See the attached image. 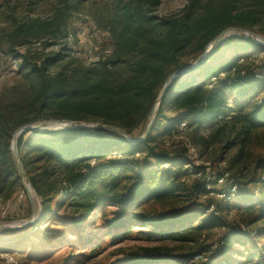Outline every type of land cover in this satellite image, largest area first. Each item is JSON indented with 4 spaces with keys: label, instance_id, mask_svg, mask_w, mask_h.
<instances>
[{
    "label": "trees",
    "instance_id": "obj_1",
    "mask_svg": "<svg viewBox=\"0 0 264 264\" xmlns=\"http://www.w3.org/2000/svg\"><path fill=\"white\" fill-rule=\"evenodd\" d=\"M114 1L112 53L105 61L85 65L65 49L39 61L28 51L19 66V82L0 93V199L10 200L22 187L12 151L16 131L61 120L117 126L133 139H140L171 75L189 67L191 61L196 62L224 31L238 28L253 32L264 20V0H188L181 12L166 17L154 15L161 0ZM37 30V21H33L14 34L40 40ZM234 41L242 50L255 49L264 56V47L241 37L217 45L197 69L170 85L150 134L138 145L117 132L97 130L27 132L18 138V150L44 218L56 216L66 233L78 234L90 259L103 250L108 239L113 245L126 242L136 227L148 229L142 233L147 242L189 244L201 240L204 232L214 228L218 209L215 206L209 213L211 205L199 215L183 211L182 205L189 198H212L236 186L235 198L252 188V196L241 197L244 202L238 209L254 218L218 240L215 252L224 258L223 264H241L227 256L241 241L244 230L264 223L262 177L244 188L237 183L218 185L213 179L207 183L202 169L189 174L184 169L191 165L190 161L162 149L184 122L188 128L194 124L202 130L216 128L229 119L230 130L236 133L233 144L241 146L232 165L239 174L247 168L244 149L256 133L264 132V73L254 66L258 59L251 55L227 56L238 46ZM166 113L180 115L181 119L170 122L164 119ZM167 121L170 123L162 129ZM224 126L218 127L212 138L226 131ZM262 166L256 163L255 176ZM187 176L193 178L190 188ZM260 195L262 200L253 201ZM109 208L115 211L108 213ZM226 209H230L229 205ZM91 228L104 238L91 243L95 239L89 233ZM66 233L60 240L51 237L54 248L65 241ZM250 234L257 236L258 242L264 241V224ZM206 247L200 244V252L184 257L182 262L199 260ZM249 252L243 264H264V248L260 251L254 245ZM172 253L159 245L144 254L129 255L120 264H172L176 260Z\"/></svg>",
    "mask_w": 264,
    "mask_h": 264
},
{
    "label": "rangeland",
    "instance_id": "obj_2",
    "mask_svg": "<svg viewBox=\"0 0 264 264\" xmlns=\"http://www.w3.org/2000/svg\"><path fill=\"white\" fill-rule=\"evenodd\" d=\"M187 1L161 0L154 15L157 17L175 15L184 9ZM114 10V0H0V93L5 88L19 82V66L23 61L22 57L28 51L31 52L34 60L40 61L47 54L57 53L59 50L65 49L70 57L82 59L85 65H89V63L85 58H80L79 53L96 56L103 51L112 52L111 17ZM33 21H37V26L40 28L37 30L42 36L40 40L14 34L16 29ZM253 33L264 39V20L254 28ZM236 35L238 33L231 32L229 34L230 38L238 37ZM233 43L238 46L227 52V56L251 55L259 60L255 61L254 66L260 67V71L264 73V64H262L264 56L260 51L255 49L244 51L238 42L234 41ZM45 44L49 46L44 48ZM234 52L237 53L234 54ZM110 55L105 57V60ZM194 63L195 61H191L190 66ZM254 66L250 63V70H253ZM262 97L260 94V98ZM164 115V119L170 122H177L181 119L180 115L173 113ZM168 121L162 124V129L170 123ZM224 125L227 127L226 131L216 138H212L218 127H225ZM230 125V121L227 119L219 123L216 128L209 127L201 130L194 124L186 130L179 127L178 133L171 139H167L163 143L162 149L171 154H176L181 157L182 161H190L191 165L185 166L184 169L189 174L195 172L196 169H202L206 176L214 181L227 176L224 184L230 186L237 183L244 188L250 181L264 177V132L256 133L251 144L244 149L245 158L243 162L247 164V168L242 174H239L236 172L237 169L233 167L232 161L238 155L241 146L233 144L236 141V133L230 130ZM191 149H194L195 152H190ZM256 163H262L263 166L255 176L253 170ZM188 178L189 176H187L186 183L187 187L190 188L193 185V178H189L190 181ZM251 196L252 188L249 187L247 194H241L240 197L231 202L225 203L217 196L212 198L192 197L184 202L181 208L187 213L193 212L201 215L200 213L211 205L218 209L214 228L204 232L205 237L201 240H195L189 244L147 242L142 233L148 229L136 227L131 238L126 242L113 245L108 239L102 245L103 250L93 256V259H90L89 255L91 254L88 248L82 245L78 234L72 235L69 234V231L66 233L62 222L56 216L44 218L43 208L36 195L40 205V216L37 222L19 230L0 232V254L13 255L18 264H120L129 255L144 254L148 249L164 245L173 251L172 255L176 258L172 264H223L224 258L219 257L215 252L217 241L227 233L236 230L242 222H248L254 218L250 213L238 209L239 203L244 202H242L241 199L243 198L241 197L248 198ZM262 199L260 195L253 201ZM7 203H11V206L5 213L6 209L3 207ZM227 205L230 209H226ZM108 211V213H112L115 210L109 208ZM255 212L258 216L259 211L255 210ZM31 214L30 201L23 186L16 191L10 200L0 199V226L2 227L19 226L20 223L28 221ZM60 215L63 216L64 213H60ZM199 224L200 222L196 223V225ZM263 224L258 222L250 230L243 231L242 235L244 236H240L241 241L234 244L232 250L228 252V260L232 259L243 264L251 255L249 252L251 247L257 245L258 250H263L264 241L258 242L257 236L250 234L252 231H259ZM93 229L91 228L89 231L91 235H95V239L92 238L91 243H96L104 236L97 235L96 230ZM65 233L66 236L63 238L65 241L58 248H54L50 241L51 237H57L60 240L61 235ZM200 244H203L204 247L207 246L203 252V257L199 260L194 259L183 263L184 257L200 252ZM234 250L241 253V256H236ZM0 264L3 263L0 262Z\"/></svg>",
    "mask_w": 264,
    "mask_h": 264
},
{
    "label": "water",
    "instance_id": "obj_3",
    "mask_svg": "<svg viewBox=\"0 0 264 264\" xmlns=\"http://www.w3.org/2000/svg\"><path fill=\"white\" fill-rule=\"evenodd\" d=\"M231 32L238 33V35H236V36L247 39V40H249V41H251V42H253L259 46L264 47L263 38H261L260 36H258L257 34L251 32V31L238 29V28H231V29L224 31L219 37H217L214 41H212L208 45V47L198 57V59L196 60V62L193 65L175 72L173 75H171L168 78V80L166 81L165 85L163 86L161 92L159 93V95L155 101V104H154V106L151 110V113H150L149 124H148L143 136L140 139H136V140L133 139L124 129L117 127V126L104 125V124H99V123H97V124H94V123L93 124L92 123L91 124L75 123V122L61 121V120H48V121H44V122L37 124V125H34V126L23 127L21 129H19L18 131H16L14 133L13 139H12V151H13V155L15 158V162L17 165L18 174H19L22 186H23L25 192L27 193L29 201H30L32 214H31V217L29 218L28 221H26L25 223H22L19 226H15V227H11V226L2 227V226H0V232L19 230V229L28 227V226L36 223L39 216H40V205H39L38 200L36 198L35 191L30 184L29 178L27 176V173L25 171V168H24V165L22 162L21 155H20L19 150H18L17 142H18V138L21 135H23L24 133H27V132L43 133V132L51 131V130H64V129L110 131V132H117L120 135H122L123 137H125V139L127 141H129L131 144L138 145V144L142 143L143 141H145V139L150 134L152 125H153L155 118H156V115H157V111L159 110V108H160V106L164 100V97L167 94V91H168L170 85L178 77L197 69L204 62V60L208 57L209 53L217 45H219L220 43H222L226 39L230 38L229 34Z\"/></svg>",
    "mask_w": 264,
    "mask_h": 264
},
{
    "label": "built area",
    "instance_id": "obj_4",
    "mask_svg": "<svg viewBox=\"0 0 264 264\" xmlns=\"http://www.w3.org/2000/svg\"><path fill=\"white\" fill-rule=\"evenodd\" d=\"M111 53H112L111 51H103L102 53H98V55H96V56H88L86 54L83 55L80 53H79V55H81L80 58L81 57L85 58V60L87 61V63H89V65H92V64H97V63H100L102 61H105V57H107ZM211 87L212 86H210V88ZM180 128L182 130H186L188 128L187 123L186 122L182 123ZM190 152L194 153L195 150L191 149ZM225 177H227V176H225ZM225 177H222L221 179H219L217 181L218 185H225L224 184V182L226 180ZM210 180H211V178L208 177L207 183H209ZM261 181L264 182V177L261 178ZM207 189L211 190L210 184H208ZM237 193H238V188L236 186H231V187L227 188L225 190V192L217 194V197L223 201H232L235 198V196L237 195ZM257 193H258V191H257ZM23 194H24V192L22 193V195L20 197L21 199L23 197ZM18 201L20 202L21 200L19 199ZM10 206H11V203H7L6 206L3 207V209H6L5 213H7ZM211 208L212 209H209V211H208L209 213L214 211V207L212 206ZM0 262L3 264H18L17 259H15V257L13 255H10L8 253L7 254H0Z\"/></svg>",
    "mask_w": 264,
    "mask_h": 264
},
{
    "label": "bare ground",
    "instance_id": "obj_5",
    "mask_svg": "<svg viewBox=\"0 0 264 264\" xmlns=\"http://www.w3.org/2000/svg\"><path fill=\"white\" fill-rule=\"evenodd\" d=\"M264 40V39H263ZM30 189V188H29ZM19 225V224H18ZM20 225H21V223H20ZM16 226V225H15ZM14 225H11V227H15Z\"/></svg>",
    "mask_w": 264,
    "mask_h": 264
}]
</instances>
